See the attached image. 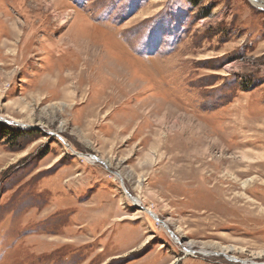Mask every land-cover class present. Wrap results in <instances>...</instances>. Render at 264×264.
<instances>
[{"label":"rangeland","instance_id":"obj_1","mask_svg":"<svg viewBox=\"0 0 264 264\" xmlns=\"http://www.w3.org/2000/svg\"><path fill=\"white\" fill-rule=\"evenodd\" d=\"M0 125V264H264L250 0H0Z\"/></svg>","mask_w":264,"mask_h":264},{"label":"bare ground","instance_id":"obj_2","mask_svg":"<svg viewBox=\"0 0 264 264\" xmlns=\"http://www.w3.org/2000/svg\"><path fill=\"white\" fill-rule=\"evenodd\" d=\"M252 4H254L255 6L257 7H260V8H263L264 9V0H250ZM15 121V120H14ZM19 123V121H17ZM16 123V122H15ZM119 179L121 180V178L119 177ZM132 202H135L137 203V201H134V199L132 200ZM159 221V220H158ZM163 227L166 228V225H164L162 223ZM189 249V248H188ZM232 260V259H231ZM234 262H240V261H237V259H233ZM246 264V263H245Z\"/></svg>","mask_w":264,"mask_h":264},{"label":"trees","instance_id":"obj_3","mask_svg":"<svg viewBox=\"0 0 264 264\" xmlns=\"http://www.w3.org/2000/svg\"><path fill=\"white\" fill-rule=\"evenodd\" d=\"M1 126V128H0V130H1V133L3 134L4 133V135H6L7 137H14V132H12L9 128H7V127H5V125H0Z\"/></svg>","mask_w":264,"mask_h":264},{"label":"water","instance_id":"obj_4","mask_svg":"<svg viewBox=\"0 0 264 264\" xmlns=\"http://www.w3.org/2000/svg\"><path fill=\"white\" fill-rule=\"evenodd\" d=\"M125 191V193L127 194V196L129 197V199H132L133 200V198L126 192V190H124ZM155 219H157L155 216H153ZM157 221H158V219H157ZM166 229H167V227H166ZM169 233H170V235H173L170 231H169Z\"/></svg>","mask_w":264,"mask_h":264}]
</instances>
